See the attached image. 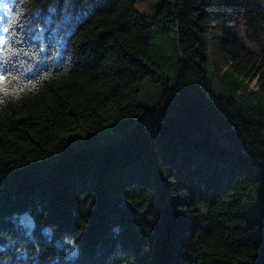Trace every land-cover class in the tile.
Listing matches in <instances>:
<instances>
[{
	"label": "trees",
	"instance_id": "obj_1",
	"mask_svg": "<svg viewBox=\"0 0 264 264\" xmlns=\"http://www.w3.org/2000/svg\"><path fill=\"white\" fill-rule=\"evenodd\" d=\"M138 2L0 0V264H264V0Z\"/></svg>",
	"mask_w": 264,
	"mask_h": 264
},
{
	"label": "rangeland",
	"instance_id": "obj_2",
	"mask_svg": "<svg viewBox=\"0 0 264 264\" xmlns=\"http://www.w3.org/2000/svg\"><path fill=\"white\" fill-rule=\"evenodd\" d=\"M162 1L163 0H139L137 7L142 13L147 15H153L159 8V5ZM7 14V10L3 6H0V35H2V29L4 28L3 21ZM230 33L238 37L240 42L245 45L248 49H256V47L253 44H250L246 38V29L244 26L243 19L235 17L230 18L229 16L224 14L223 16L211 18V20L208 22V27L206 29L207 50L210 55V59L216 64L223 67L224 70L229 67V64L226 62L223 56L222 40L225 35ZM159 38L160 36H156L154 42H157ZM164 72L168 76H171L173 74L172 68L165 67ZM212 79L214 82L215 93L225 94L227 92V88L220 84V75L212 73ZM145 81H149V83L145 84V86L139 85L138 89H140V94H138V97L143 103L147 104L154 101L153 98H156L160 95L162 85L150 76L148 77V79H145ZM254 86L255 81H253L250 88H253ZM244 95L246 96L247 93H245ZM110 133L115 135L117 132L111 131ZM86 137L87 136L83 132L76 133L75 136H73V140L75 141L76 145H81V142L87 141ZM246 212L248 213L250 219H256L260 215V212L255 203V196H253V194L250 195V197L247 199Z\"/></svg>",
	"mask_w": 264,
	"mask_h": 264
},
{
	"label": "snow or ice",
	"instance_id": "obj_3",
	"mask_svg": "<svg viewBox=\"0 0 264 264\" xmlns=\"http://www.w3.org/2000/svg\"><path fill=\"white\" fill-rule=\"evenodd\" d=\"M5 8L7 9L8 6L5 5ZM10 10V9H9ZM4 33H7L9 31V28L5 27L2 29ZM7 43L5 36L0 35V46H3ZM6 84H10V78L7 77L4 73L3 70H0V88H4ZM6 91V89H5Z\"/></svg>",
	"mask_w": 264,
	"mask_h": 264
}]
</instances>
